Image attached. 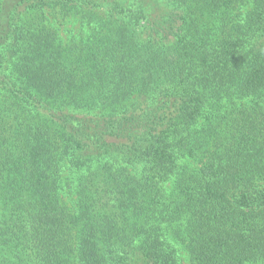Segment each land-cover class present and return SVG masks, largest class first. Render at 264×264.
<instances>
[{
	"label": "trees",
	"instance_id": "1",
	"mask_svg": "<svg viewBox=\"0 0 264 264\" xmlns=\"http://www.w3.org/2000/svg\"><path fill=\"white\" fill-rule=\"evenodd\" d=\"M0 264H264V0H0Z\"/></svg>",
	"mask_w": 264,
	"mask_h": 264
}]
</instances>
